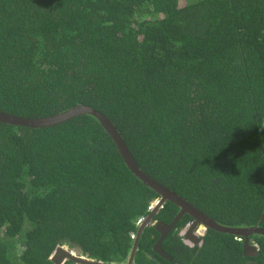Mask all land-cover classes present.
I'll return each mask as SVG.
<instances>
[{"label": "trees", "instance_id": "obj_1", "mask_svg": "<svg viewBox=\"0 0 264 264\" xmlns=\"http://www.w3.org/2000/svg\"><path fill=\"white\" fill-rule=\"evenodd\" d=\"M91 106L140 169L210 218L264 228V0H0V111L45 118ZM158 194L91 115L55 126L0 122V264H54L58 246L126 263ZM165 202L153 221L170 223ZM184 214L133 264H264L242 239ZM63 264H76L65 261Z\"/></svg>", "mask_w": 264, "mask_h": 264}, {"label": "water", "instance_id": "obj_2", "mask_svg": "<svg viewBox=\"0 0 264 264\" xmlns=\"http://www.w3.org/2000/svg\"><path fill=\"white\" fill-rule=\"evenodd\" d=\"M83 115H91L98 120L106 133L110 136L111 140L114 142L119 155L123 159L129 171L134 174L145 186L153 190L159 196V199L156 201L150 214L139 225L130 255L126 263L124 264H133L141 232L146 227H150L148 226V224L153 221L154 215L166 201L171 202L176 207H178V213L168 224L159 220L156 221L154 225H152V227H154V229L159 232V237L153 245V251L164 257L165 259L169 261L172 260V258L162 249V241L184 214L192 217L190 232H192V230L196 228L202 227L204 229H213L218 232L229 233L231 235L239 237L240 240L242 239L243 256L255 257L259 254L258 248L254 245L253 242L251 243L250 236L257 235L259 236V238L264 240V228L258 226L257 224L250 227H232L215 221L214 219L210 218L202 211H200L198 208H196L192 203L188 202L181 195L152 179L149 175H147L140 169L117 127L106 115H104L97 109L88 105L80 104L45 118L20 117L0 111V122L26 128H45L58 125L65 121H69L72 118ZM197 240H199V237L196 239L195 243L197 242ZM260 253L262 255V258L264 259V250H261ZM49 259L54 264H63L67 260L72 261L76 264H107L89 259L85 256H81L78 251L69 250L67 247L62 246H58L51 254Z\"/></svg>", "mask_w": 264, "mask_h": 264}, {"label": "flooded vegetation", "instance_id": "obj_3", "mask_svg": "<svg viewBox=\"0 0 264 264\" xmlns=\"http://www.w3.org/2000/svg\"><path fill=\"white\" fill-rule=\"evenodd\" d=\"M192 223V222H191ZM190 224H188L182 231H181V235L183 236L184 240H189L192 244L190 246H193L197 243H199L201 237L205 234L206 229L201 230L200 228H196L194 230H192V232H190ZM200 229V230H199ZM199 230V231H198ZM198 231V235L196 236V232ZM199 237V240H197V242L195 243L196 239ZM251 243L253 242L254 245L258 248L260 247V242L257 240H251ZM185 242V241H184Z\"/></svg>", "mask_w": 264, "mask_h": 264}, {"label": "clouds", "instance_id": "obj_4", "mask_svg": "<svg viewBox=\"0 0 264 264\" xmlns=\"http://www.w3.org/2000/svg\"><path fill=\"white\" fill-rule=\"evenodd\" d=\"M155 203H156V202H154V203L152 204V206L150 207V211L152 210V208H153V206L155 205ZM144 219H145V218H144ZM144 219H143V220H144ZM143 220H141V221H139V222L137 223L138 226L142 223ZM155 222H156V221H152L150 224H148V226L152 227V225H154ZM199 228H202V227H199ZM202 229H204V228H202ZM135 237H136V236H135ZM135 237H134V238H135ZM238 240H240V239L238 238Z\"/></svg>", "mask_w": 264, "mask_h": 264}, {"label": "rangeland", "instance_id": "obj_5", "mask_svg": "<svg viewBox=\"0 0 264 264\" xmlns=\"http://www.w3.org/2000/svg\"><path fill=\"white\" fill-rule=\"evenodd\" d=\"M200 229L203 230L202 228H200ZM200 229H199V230H200ZM199 230H198V231H199ZM198 231L196 232V233H197L196 236L198 235ZM184 241H185V243L188 244V245H191V244H192L189 240H184Z\"/></svg>", "mask_w": 264, "mask_h": 264}]
</instances>
